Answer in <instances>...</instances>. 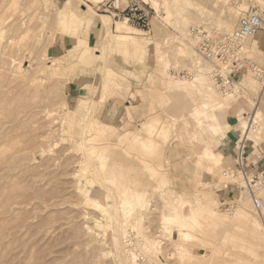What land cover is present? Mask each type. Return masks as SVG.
<instances>
[{"label":"rangeland","instance_id":"rangeland-1","mask_svg":"<svg viewBox=\"0 0 264 264\" xmlns=\"http://www.w3.org/2000/svg\"><path fill=\"white\" fill-rule=\"evenodd\" d=\"M68 1L93 23L80 24L73 12L56 16ZM146 1L156 15L144 33L102 2L86 10V0H0V264H132L126 231L155 264H263L264 202L257 207L240 189L237 161L240 113L257 112L261 136L247 141L244 163L264 156L259 147L247 153L264 143V99L253 102L261 85L249 73L240 93L216 88L191 34L193 26L226 33L241 14L231 0ZM256 4L264 11V0ZM120 34L130 42L120 45ZM85 47L92 50L82 63ZM254 57L264 63L261 52ZM107 67L119 75L105 87ZM81 83L85 96L77 97ZM206 83L228 99L226 139L212 122L200 124ZM205 140L219 161L201 158ZM172 208L185 216L195 209L199 221L184 220L193 237L183 260L176 225L161 217Z\"/></svg>","mask_w":264,"mask_h":264},{"label":"built area","instance_id":"built-area-1","mask_svg":"<svg viewBox=\"0 0 264 264\" xmlns=\"http://www.w3.org/2000/svg\"><path fill=\"white\" fill-rule=\"evenodd\" d=\"M235 1L246 2L249 8L241 14L237 25L231 31L218 33L205 26H193L191 34L197 39L198 52L212 66L213 80L218 89L225 91L234 88L244 75L251 73L261 85V93L256 98V101L261 102L264 99V63H259L254 55L246 53L244 40L264 31V11L255 4L256 0ZM101 5L104 10L114 13L116 17L126 19L132 25L148 31L156 15L154 8L143 0H104ZM247 141H241L237 147L238 167L244 176V189L254 198L257 207H260L261 202L255 195L254 186L264 187V156L256 155L258 159L256 164L259 166L255 173L247 171L243 161ZM242 188L240 186V189ZM133 237L135 239L134 234ZM162 260L163 264H172L164 258ZM138 262L155 264L143 255L139 256Z\"/></svg>","mask_w":264,"mask_h":264},{"label":"bare ground","instance_id":"bare-ground-1","mask_svg":"<svg viewBox=\"0 0 264 264\" xmlns=\"http://www.w3.org/2000/svg\"><path fill=\"white\" fill-rule=\"evenodd\" d=\"M94 1H96V2H102V1H104V0H94ZM144 2H146V3H148V4H150L149 3V1H146V0H143ZM228 1H230V0H228ZM233 3H234V5H235V8H236V12H237V15H239V14H242V13H244L245 11H247L248 10V8H249V6H248V4L246 3V2H244V3H240V2H238V1H233V0H231ZM157 4V3H156ZM255 4H256V1H255ZM100 6V5H99ZM242 6H244V7H246V9H241L242 8ZM69 7V6H68ZM153 7V6H152ZM3 8V7H2ZM73 8V7H72ZM154 8V7H153ZM1 12V11H0ZM119 21V20H118ZM121 22H123V23H125V24H127V25H129V26H131V27H133V28H135V31H140V32H144V33H146L147 31L146 30H143V29H140V28H138V27H136V26H133L132 24H130L126 19H123V20H121ZM232 29H230L229 31H231ZM120 31H122V30H120ZM146 31V32H145ZM228 32V31H227ZM128 34H130V33H128ZM128 34H120V35H118L117 37H118V40H119V42H120V45H123V44H125L126 42H130L129 40H128V38H127V36H128ZM258 35V34H257ZM256 35V36H257ZM53 37V36H52ZM255 37V36H254ZM52 39V38H51ZM251 39V37L249 38H245V40H244V43H245V47H246V53L248 54V55H254V53L256 52V51H258L254 46H253V44H252V42H248V40H250ZM117 40V41H118ZM55 41V40H54ZM183 46V45H182ZM181 50L183 49V47H181L180 48ZM179 49V50H180ZM127 51V50H126ZM260 53V52H259ZM262 54V53H261ZM262 55H264V54H262ZM48 56V55H47ZM84 57V56H83ZM84 59V58H83ZM171 64V63H170ZM173 68V67H172ZM62 73V72H61ZM208 75H209V78H210V80L212 81V83L214 84V86L216 87V88H218L216 85H215V83H214V80H213V76H212V66H210V68H209V70H208V73H207ZM199 76H201V77H203L202 75H199ZM205 77V76H204ZM204 79V78H203ZM206 79V78H205ZM243 79V78H242ZM242 79L240 80V82H238L237 84H235V86H234V89H235V87L237 88V92L238 93H240V91H241V89H244V88H242L241 87V82H242ZM199 80V79H198ZM201 80V79H200ZM197 81V80H196ZM199 82V81H198ZM202 83V82H201ZM208 83V82H207ZM206 83V84H207ZM259 83V82H258ZM195 84V83H194ZM193 84V85H194ZM203 84V83H202ZM209 84H207V86H208ZM203 86H204V84H203ZM203 88V87H202ZM205 89V88H204ZM207 89H208V91H206V93L208 92V98L207 99H205V100H202L200 103H199V107H198V110H197V112L198 113H201L202 115H203V118L202 119H200L199 121H200V124H202V123H204L205 121H209L210 123H211V129L212 130H214V131H217V130H219V132L221 131V136H223V138H225V135H226V132L227 131H230V126H228V125H225L222 121H221V119H222V116H224L225 115V113H226V111H227V107H228V104H229V102H228V99H226V98H221L220 97V93H218V92H216V90H215V88H213V87H211L210 85L207 87ZM185 90V89H184ZM245 90V89H244ZM228 94V93H227ZM189 96V95H188ZM223 97H225V96H223ZM253 102L256 104V105H258L259 106V104L260 103H262V102H259V101H255V100H253ZM177 104V103H176ZM188 105V104H187ZM178 106V105H177ZM182 106V105H181ZM260 107V106H259ZM256 114H257V112H255V114L253 115V116H247V115H245V114H243V113H240L239 114V120H241L242 121V124H243V127L245 128V130L243 131V134H244V140H250V141H254V140H256V131L257 130H255L256 128H258V124H259V122L258 121H255L254 120V117L256 116ZM207 126V125H206ZM210 126V125H209ZM209 128V127H208ZM209 128V129H210ZM210 129V130H211ZM204 134V133H203ZM207 134V133H206ZM205 134V135H206ZM220 138V137H219ZM215 139V138H214ZM213 139V140H214ZM217 139V138H216ZM215 139V140H216ZM221 139V138H220ZM226 139V138H225ZM202 140V139H201ZM211 140V139H210ZM214 140V141H215ZM222 140V139H221ZM224 140V139H223ZM243 140V141H244ZM203 141V140H202ZM217 141V140H216ZM202 153H201V155H202V157L201 158H204V157H206V158H208V159H216L217 161H219L221 158H219V157H217V153H216V150H214V148H213V146L211 145V143L209 142V141H206L205 140V142L202 144ZM226 147V146H225ZM227 148V147H226ZM200 151V152H201ZM200 154V153H199ZM222 155V154H221ZM204 156V157H203ZM6 162V161H5ZM210 166V165H209ZM215 167V166H214ZM210 169V168H209ZM211 170V169H210ZM224 175H227V172H224ZM238 175V174H237ZM15 176V175H14ZM236 176V175H235ZM242 176H243V174H242ZM230 177V176H229ZM243 178H244V176H243ZM5 183V182H4ZM5 185H6V183H5ZM9 186H11L10 184H8ZM241 187H243V191L247 194V197H249L252 201H253V203H255V201L253 200L254 198H252L251 196H250V194L248 193V191L246 190V189H244V183L242 182L241 184ZM4 186V185H3ZM8 186V187H9ZM7 187V188H8ZM12 187V186H11ZM10 187V188H11ZM5 188V187H4ZM10 188H9V191H11L10 190ZM17 188V187H16ZM2 189H3V187H2ZM13 189V188H12ZM20 189V188H19ZM264 189V187H259V186H257V185H255L254 186V191H255V195H256V197L258 198V200L261 202V206L260 207H262V205H263V202H264V200L262 199V197H261V192H262V190ZM1 190V189H0ZM6 191H8V190H6ZM4 194H5V192H4ZM4 194H3V196H4ZM32 194V193H31ZM6 195H8V194H6ZM9 195H11V192L9 193ZM8 195V196H9ZM20 195V194H19ZM1 196V195H0ZM2 196V197H3ZM8 196H7V198H8ZM6 197V196H5ZM9 197H11V196H9ZM29 198H31V197H29ZM8 199H10V198H8ZM26 199V198H25ZM1 200V199H0ZM23 200H24V198H23ZM2 201V200H1ZM8 201H10V200H8ZM28 201V200H27ZM146 203V202H145ZM256 204V203H255ZM3 205V204H2ZM4 205H7V204H5L4 203ZM146 204H143L142 205V203H141V205L140 206H145ZM8 206V205H7ZM257 206V205H256ZM5 206H3V208H4ZM259 207V208H260ZM8 208V207H7ZM149 208V207H148ZM5 210H6V208H5ZM141 210V209H140ZM195 211V209H191V212H190V214H188L187 216H185V215H182V213L180 212V210L179 209H177V208H172L168 213H162V219L165 221V222H170V224L172 223V224H175L176 225V227H177V229H178V233H179V240L180 241H178L177 240V242L175 243V252H176V254H177V256L179 257V258H181L182 260H183V258L185 257V256H189L190 255V250H189V248H187L186 246H185V242H187V241H189L192 237H193V234L191 233V231H189V229L186 227L187 225L185 224V218H189V219H191L193 222L192 223H194V225H196V226H198L199 225V221H198V219H197V214H196V212L194 213L195 215H193V212ZM1 212H2V208H1ZM140 213H141V211H140ZM198 213V212H197ZM245 213H243L242 215H244ZM141 215H142V213H141ZM245 215H247V213L245 214ZM244 217H246V216H244ZM250 219V218H249ZM248 219V220H249ZM256 224V223H255ZM253 226L251 227L252 228V232H255V231H259L260 230V225L258 224L257 225V229L256 230H254L256 227H254V223L252 224ZM259 226V227H258ZM263 228V227H262ZM264 229V228H263ZM123 233H124V231H122ZM120 233V232H119ZM263 235H264V232L262 233ZM124 236H126L125 237V243L127 244V246L129 247V252H128V254H129V259H131V261L130 262H132V264H139V262H138V259H139V256H141V255H143V256H145V254H143V252L144 251H139V250H137V247H136V244H135V242H133V240H134V237L132 236L133 234H132V232H125L124 234H123ZM162 244V243H161ZM160 244V245H161ZM159 245V246H160ZM188 245V244H187ZM258 248H259V252H260V255L263 257V259H258V260H262L263 261V264H264V245H260V246H258ZM158 249H160L159 247H158ZM137 251V252H136ZM158 251V250H157ZM141 254V255H140ZM173 254V253H172ZM168 255V254H167ZM157 256V255H156ZM261 261V262H262ZM260 262V263H261ZM131 264V263H130Z\"/></svg>","mask_w":264,"mask_h":264},{"label":"crops","instance_id":"crops-1","mask_svg":"<svg viewBox=\"0 0 264 264\" xmlns=\"http://www.w3.org/2000/svg\"><path fill=\"white\" fill-rule=\"evenodd\" d=\"M94 3H99V2H96V1H94V0H86V2H85V4H83V6L86 8V10L88 9L87 7H92L91 5L92 4H94ZM69 6V7H68ZM73 7V8H72ZM71 12H73L72 13V16L71 17H73V16H76V18L78 19V22L80 23V24H85V25H87V26H90L92 23H93V16L92 15H88V16H86V17H81L80 15H78L77 13H76V10H75V7H74V5L71 3V1H68L66 4H65V6L64 7H62V8H60L59 10H58V12H57V14H56V16H58L59 14H62V15H67L68 16V14L69 13H71ZM73 14H75V15H73ZM108 17H110V15H103V22L105 23V25H107V28H108V25H110V21H109V19H108ZM259 35L260 34H258L257 36H255V37H257L256 39L254 38V41L252 42V44H253V46L259 51V52H261L262 54H263V52H262V50L261 49H259L258 48V45H259ZM76 38H73V40H72V43H73V45L71 46V48H74V46L76 47ZM89 50H92L90 47H85V49L79 54V57H80V60H81V62L83 63V61L82 60H84L83 59V56L85 55V51H88V53H89ZM98 52V54H99V50H94V52ZM142 53H143V55L141 54V52H140V54H141V57L143 58L144 56H147L146 54H144V51H142ZM100 57V56H99ZM82 58V59H81ZM116 75H119V73H117L113 68H109V67H107L106 68V71H105V80L103 81V84L105 85V87L107 86V84L110 82V81H112V76H116ZM250 86H251V84H253L252 83V80H249L248 82H247ZM84 84H79V86H77V92L78 93H75V95L77 96V97H83V96H85V94L83 93L84 91L83 90H85L84 89ZM161 98V97H160ZM81 99H87V98H81ZM80 99V100H81ZM88 100V99H87ZM115 102H117V101H115ZM118 103V102H117ZM120 103V102H119ZM119 103H118V108L121 106V104L119 105ZM236 103V102H235ZM235 103H232V106H230V109L233 107V105L235 104ZM115 105V104H114ZM120 109V108H119ZM229 109V110H230ZM243 108H241V110H242ZM120 111V110H119ZM114 112V111H113ZM129 115H130V113H129ZM257 140L255 141H251V142H259L260 140H261V136H260V138H256ZM262 145H264V143H262ZM261 144H260V146H258L257 145V148H255V146L253 147V145H250V146H248V149H247V153L248 154H250L251 156H254V153L256 152V150L258 151L259 149H261V151H264V147L262 146ZM258 147H259V149H258ZM263 148V149H262ZM256 149V150H255ZM258 164H256V160L252 157V161L250 162V164L248 165V167H247V165L245 164V167H246V170L247 171H249V172H256V170H257V168H258Z\"/></svg>","mask_w":264,"mask_h":264}]
</instances>
